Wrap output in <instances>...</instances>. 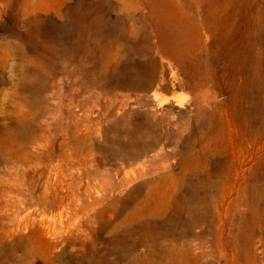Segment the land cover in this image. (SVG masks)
I'll return each instance as SVG.
<instances>
[{
  "label": "rangeland",
  "instance_id": "obj_1",
  "mask_svg": "<svg viewBox=\"0 0 264 264\" xmlns=\"http://www.w3.org/2000/svg\"><path fill=\"white\" fill-rule=\"evenodd\" d=\"M257 10L0 0V264H264Z\"/></svg>",
  "mask_w": 264,
  "mask_h": 264
},
{
  "label": "bare ground",
  "instance_id": "obj_2",
  "mask_svg": "<svg viewBox=\"0 0 264 264\" xmlns=\"http://www.w3.org/2000/svg\"><path fill=\"white\" fill-rule=\"evenodd\" d=\"M208 1H206L207 3ZM261 3L264 4V0H261ZM224 5H226L225 3H222ZM254 15V14H253ZM264 14H262V12L260 10H257L255 12V15H254V18H253V21H252V25L254 27H256L258 24L260 23H263V20H264ZM245 43V46H243L244 48V51L246 53L249 54V52L252 54V57H253V60L255 61L256 64H261L263 65V68H264V55L261 54L263 56V58H257L261 61H257V59L255 58V55L256 54H260L259 51L255 48V45L251 44L249 41L247 42H244ZM241 46H238L237 44H234L232 46H228V50H227V60H229L233 65H237L238 63L242 62L241 61V58H242V54H243V50L240 49ZM44 212V210H43Z\"/></svg>",
  "mask_w": 264,
  "mask_h": 264
}]
</instances>
